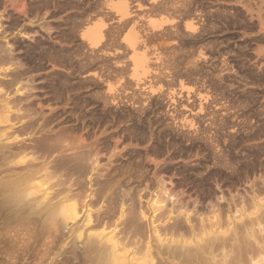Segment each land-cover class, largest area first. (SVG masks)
Here are the masks:
<instances>
[{
  "label": "rangeland",
  "instance_id": "obj_1",
  "mask_svg": "<svg viewBox=\"0 0 264 264\" xmlns=\"http://www.w3.org/2000/svg\"><path fill=\"white\" fill-rule=\"evenodd\" d=\"M45 1L0 0V49L14 60L0 63V104L9 103L11 118L0 143L58 134L64 148L48 161L84 152L95 164L78 186L76 175L40 179L43 192L72 184L79 198L67 204L94 215L112 196L123 209L132 202L147 236L148 222L161 228L179 213L195 223L193 207H261L264 0ZM94 27L102 33L91 43ZM34 111L52 130L15 132L16 116ZM28 151L15 161H45ZM79 223L57 230L53 253L65 255Z\"/></svg>",
  "mask_w": 264,
  "mask_h": 264
},
{
  "label": "bare ground",
  "instance_id": "obj_2",
  "mask_svg": "<svg viewBox=\"0 0 264 264\" xmlns=\"http://www.w3.org/2000/svg\"><path fill=\"white\" fill-rule=\"evenodd\" d=\"M42 3L46 6L48 0ZM98 28L94 27L93 30L87 32L91 36V43L96 42L102 33ZM3 50V48L0 49V63L7 65L14 61L6 57L10 50L6 47ZM4 53L7 55H3ZM7 83L11 84V80ZM54 98L57 101L60 100L59 102L63 100L60 94L55 95ZM8 106L7 101H2L0 104V124L11 120ZM42 113L37 114L34 111L28 116H16L19 117L15 118L16 120L20 119L17 123H22V125L15 127L17 128L15 132L24 134L23 131L29 128L28 131L37 129L43 132L46 127L47 133L51 131L53 125L47 124L49 122L42 116ZM35 115L41 116L38 121H21L25 117L27 119ZM115 119L121 118L116 116ZM16 138L9 141V143L12 142L11 144L0 143V264H264V203L259 204L261 207H206L205 212L201 214L193 207L192 215L197 217L195 223L191 224L188 221V214L179 213L173 221L170 219L171 223L161 228L152 226L153 221L148 222V231L147 229L146 231L149 235L147 236L142 233L144 228L141 223L145 225L142 222L145 218L143 212H140L141 209L134 207L131 201L129 207L123 209V203L116 201L115 194L113 195L116 200L111 195L108 202L106 201L108 205H105V209L94 215L89 211L81 213L79 210L82 207L77 209L75 204H67L69 200L76 201L79 198V195L71 191L72 184L68 186L70 191L57 190L51 196L50 193L48 196L46 191L43 192L46 187L42 185L43 178H47L44 180L46 182L50 181L49 177L59 174L60 177L69 180L72 176L86 175L88 170L91 171L90 168L93 167L91 165L95 163L89 161L90 157L86 153L76 152V155L72 154L67 157L59 155L58 159L56 157L48 161L50 155L64 148L58 134L34 137L31 141L35 143L25 142L27 145L23 142H14ZM27 141L30 142V140ZM31 144L34 145L30 147ZM28 150L31 154L41 153V156H37L45 157V161L39 165L35 164V161L30 162L32 165L30 163L27 165L26 162V165L24 163L20 165L21 162H17L19 159L15 161L18 158L16 156L21 155L20 158L22 155L24 156L22 158L28 156ZM10 158H15L11 159L17 163H13L14 167H10ZM46 161H48L47 164ZM48 168H51V173L46 172ZM259 180L258 185L261 188L258 186L259 189L256 187L254 191L258 190L261 193L262 190L264 194V175L260 176ZM79 182L81 184L84 181H74L73 185ZM47 191H49L48 188ZM162 191L160 194L163 193L166 196L167 192ZM174 208L164 207L162 214H173ZM186 208L179 207L182 211ZM80 213L79 218L77 216ZM141 215L143 218H140ZM121 218L122 222L118 225L114 224V228L106 232L112 227L110 225L112 219L118 222ZM156 218H162V215L158 214L154 217ZM77 220L80 223L69 242L68 252L65 251V255L53 253L61 238L58 231L62 229L63 232L68 227V221L72 228ZM119 226L122 228L116 231ZM144 227L146 228V225ZM96 229L99 233H95ZM90 231L94 233L88 234L91 233ZM142 234L144 235L143 240H141ZM140 237V240L136 239Z\"/></svg>",
  "mask_w": 264,
  "mask_h": 264
},
{
  "label": "snow or ice",
  "instance_id": "obj_3",
  "mask_svg": "<svg viewBox=\"0 0 264 264\" xmlns=\"http://www.w3.org/2000/svg\"><path fill=\"white\" fill-rule=\"evenodd\" d=\"M174 22V21H173ZM110 91H112L113 89H111V87H110V89H109Z\"/></svg>",
  "mask_w": 264,
  "mask_h": 264
}]
</instances>
